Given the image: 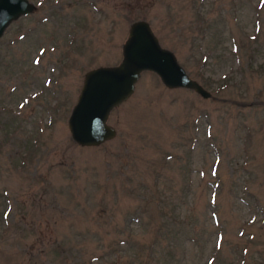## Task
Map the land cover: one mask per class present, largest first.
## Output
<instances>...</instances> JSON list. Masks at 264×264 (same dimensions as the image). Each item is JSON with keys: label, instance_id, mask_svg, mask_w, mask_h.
Listing matches in <instances>:
<instances>
[{"label": "rangeland", "instance_id": "rangeland-1", "mask_svg": "<svg viewBox=\"0 0 264 264\" xmlns=\"http://www.w3.org/2000/svg\"><path fill=\"white\" fill-rule=\"evenodd\" d=\"M29 1L0 37V264H110L162 218L187 231L157 247L178 264H264V0ZM136 20L210 97L145 71L115 136L81 146L84 75Z\"/></svg>", "mask_w": 264, "mask_h": 264}, {"label": "water", "instance_id": "water-1", "mask_svg": "<svg viewBox=\"0 0 264 264\" xmlns=\"http://www.w3.org/2000/svg\"><path fill=\"white\" fill-rule=\"evenodd\" d=\"M33 9L29 0H0V37L13 20ZM145 71L156 74L168 88L190 89L203 98L210 97V92L188 75L174 53L161 46L150 24L136 20L131 23L122 45L120 62L85 73L68 117L72 140L81 146H98L113 138L116 131L107 123L109 114L132 95Z\"/></svg>", "mask_w": 264, "mask_h": 264}, {"label": "trees", "instance_id": "trees-1", "mask_svg": "<svg viewBox=\"0 0 264 264\" xmlns=\"http://www.w3.org/2000/svg\"><path fill=\"white\" fill-rule=\"evenodd\" d=\"M145 188V187H144ZM164 216V215H163ZM184 225L179 226L175 221L172 220H167L164 218L160 219L158 223H156L154 225V235H153V239H151L150 243H148L147 245L141 243V242H137V241H133V242H129V244L124 248V249H119L116 253L120 254L119 258H121L122 256L126 258V260H123L121 262L122 259H114L113 262H111L110 264H135V262L137 261L138 264H153L152 261L154 260V257L159 260L160 257H162V260L165 257V260L162 264H171L176 263L178 264L179 262L183 261V258L180 255H177L174 257L173 254L174 251L173 248H169L168 247H164L163 249H157L158 245H161L162 242H164L165 239H169V238H177L180 237L181 234H184L187 232L186 229H183ZM184 230V231H183ZM191 232V231H190ZM185 240L190 241L192 243H196V241L199 240V238L197 237V234L195 233L194 236H189V237H185ZM127 241H122L120 243L121 244H126ZM139 249H137L138 247H140ZM246 248V247H245ZM242 249V255H246L247 249ZM166 249V252L163 253ZM171 249V250H170ZM176 255V254H175ZM256 257V256H255ZM256 263H252V264H260L258 258H254ZM209 262V261H208ZM212 262V259L210 260L209 263ZM209 263H205V264H209ZM248 263V261H245L244 257L241 256V254H239L238 259L236 260V262H230L228 264H246Z\"/></svg>", "mask_w": 264, "mask_h": 264}]
</instances>
